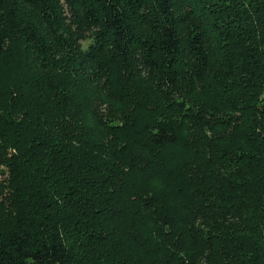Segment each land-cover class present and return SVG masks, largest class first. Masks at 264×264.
I'll list each match as a JSON object with an SVG mask.
<instances>
[{
	"label": "trees",
	"instance_id": "obj_1",
	"mask_svg": "<svg viewBox=\"0 0 264 264\" xmlns=\"http://www.w3.org/2000/svg\"><path fill=\"white\" fill-rule=\"evenodd\" d=\"M0 264H264V0H0Z\"/></svg>",
	"mask_w": 264,
	"mask_h": 264
},
{
	"label": "rangeland",
	"instance_id": "obj_2",
	"mask_svg": "<svg viewBox=\"0 0 264 264\" xmlns=\"http://www.w3.org/2000/svg\"><path fill=\"white\" fill-rule=\"evenodd\" d=\"M88 44V42H84V45L86 46Z\"/></svg>",
	"mask_w": 264,
	"mask_h": 264
}]
</instances>
